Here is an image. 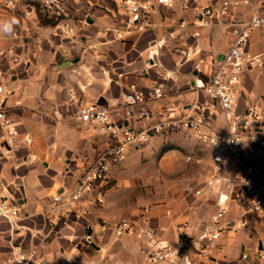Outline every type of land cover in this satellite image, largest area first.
<instances>
[{"label":"crops","instance_id":"crops-1","mask_svg":"<svg viewBox=\"0 0 264 264\" xmlns=\"http://www.w3.org/2000/svg\"><path fill=\"white\" fill-rule=\"evenodd\" d=\"M66 1L78 27L77 34L68 39L58 35L55 24L44 22L39 11L25 19L21 13L14 15L0 5V21L14 18L22 32L18 47L21 62L8 84L12 93L7 105L20 122V129L33 138L29 145L14 146L13 158L0 155V200L7 198L19 206L13 228L0 216V264L13 244L25 249L36 247L53 264H64L66 257L76 253V245L79 252L75 261L79 264H166L148 258L144 240L134 235L118 237L115 223L131 219L156 228L163 240L173 242L176 225L188 222L199 227L212 210L204 212L203 217L200 210L179 216L148 209L137 213L123 193L127 188L124 166L134 153L147 150L145 145L165 141H180L188 149L197 145L207 152L208 166L209 147L192 133L154 135L142 148L130 152L126 164L114 165L106 183L72 207L56 202L54 197L72 189L83 166L107 146L106 137L96 126L79 121L76 115L82 105L96 102L101 96L113 117L131 126L191 112L197 96L192 89L193 76L213 72L234 34L226 25L194 23L195 7H185L184 0H175L172 7L156 3L155 21L159 26L145 32L122 29L123 0ZM208 1L197 0L196 5ZM246 1L241 0L235 10L239 17L249 19L264 12V0ZM85 18L88 25L81 27L79 22ZM9 37L0 35L4 42ZM248 55L258 61L248 66L242 78L235 109L243 115L257 107L261 114L254 129L264 134V28L251 33ZM197 63H201L199 72L195 69ZM144 68L146 72L141 73ZM132 86L148 96L137 107L150 113L142 121L124 111L123 97ZM155 87L163 89L162 97L149 96ZM200 97L204 99L205 93ZM213 126L227 128L221 112ZM189 157V161L201 160L196 154ZM249 167L256 171L261 168L259 151L254 147L233 157L228 172L235 174ZM99 195L103 202L98 201ZM235 213L230 205L229 217L234 218ZM248 220V226L236 234H223L209 257L194 255L193 264H264V220L254 213L248 215Z\"/></svg>","mask_w":264,"mask_h":264},{"label":"built area","instance_id":"built-area-1","mask_svg":"<svg viewBox=\"0 0 264 264\" xmlns=\"http://www.w3.org/2000/svg\"><path fill=\"white\" fill-rule=\"evenodd\" d=\"M156 3L162 4L160 0H123L120 4L122 29L145 32L157 28ZM174 3L175 0H172L169 7ZM196 4L197 0H184L185 7H195L194 23L200 26L226 25L234 38L211 74L193 76L192 89L197 96L191 112L131 126L128 122L115 119L107 104L93 102L82 105L76 118L94 124L99 134L106 137L107 146L90 164L83 166L72 189L54 197L56 202L75 207L85 195L106 183L114 165L123 162L132 150L142 148L152 136L166 133L194 134L210 149L205 186L196 191L200 195L204 194L202 192L205 188L208 191L215 190V209L209 219L199 227L188 222L176 225L173 242L163 240L156 228L141 225L131 219H122L114 225L118 237L134 235L144 240L148 258L157 263L193 264L194 255L209 257L223 234H236L248 226L250 213L259 215L264 220V134L254 129L261 112L254 106L240 115L235 109L242 78L248 66L258 61L257 57L248 55V43L253 31L264 28V12L243 19L235 11L241 0H210L200 7ZM0 5L14 15L21 13L25 19H31L39 11L44 17L54 20L62 39L72 38L77 34L78 27L66 0H0ZM79 25L86 27L87 19H82ZM21 37V29L15 25L14 34L6 42L0 39V155L6 158L14 157V146L29 145L33 141L28 133L20 129V122L14 119L11 108L7 105L12 93L8 84L16 65L21 62L18 50ZM195 69L201 71V63H197ZM144 72L146 68L141 69V73ZM203 92L205 98L201 99L200 94ZM163 93L161 87H155L149 92V96L158 98ZM147 97L144 92L135 90L132 86L131 91L123 97L126 115H135L138 121L149 117L148 110L137 108L147 101ZM219 112L227 119L225 130L213 126ZM248 147L259 151L261 168L256 171L249 167L229 174L228 164L231 159ZM98 201L103 202L101 195L98 196ZM230 205L236 209L234 218L229 217ZM0 216L7 219L13 228L19 217V206L9 202L7 198L0 200ZM87 241L91 242L88 238ZM74 248L76 253L66 257L64 264H79L75 261L79 252L78 245ZM243 257H247V254H243ZM261 258L264 259V252L261 253ZM1 264L53 263L36 247L25 249L13 244L9 256Z\"/></svg>","mask_w":264,"mask_h":264},{"label":"rangeland","instance_id":"rangeland-1","mask_svg":"<svg viewBox=\"0 0 264 264\" xmlns=\"http://www.w3.org/2000/svg\"><path fill=\"white\" fill-rule=\"evenodd\" d=\"M145 146L147 150L134 153L128 159V165L124 166L126 171L123 178L127 188L123 193L127 195L130 205L136 207L137 213L148 209L179 216L200 210V217H203L204 212L214 211L215 190L205 188L204 194H196L198 189L205 186L208 176L205 150L195 144L188 149L180 141L156 142ZM195 154L201 158L200 161L187 159ZM201 204L204 206L200 208Z\"/></svg>","mask_w":264,"mask_h":264},{"label":"clouds","instance_id":"clouds-1","mask_svg":"<svg viewBox=\"0 0 264 264\" xmlns=\"http://www.w3.org/2000/svg\"><path fill=\"white\" fill-rule=\"evenodd\" d=\"M166 6H171L172 0H160ZM18 23L14 18L11 20L0 21V35H13L14 26Z\"/></svg>","mask_w":264,"mask_h":264},{"label":"trees","instance_id":"trees-1","mask_svg":"<svg viewBox=\"0 0 264 264\" xmlns=\"http://www.w3.org/2000/svg\"><path fill=\"white\" fill-rule=\"evenodd\" d=\"M39 16L42 18V20H43L44 22H47V23H53V24L55 23L53 19L46 18V17H44L41 13L39 14Z\"/></svg>","mask_w":264,"mask_h":264},{"label":"water","instance_id":"water-1","mask_svg":"<svg viewBox=\"0 0 264 264\" xmlns=\"http://www.w3.org/2000/svg\"><path fill=\"white\" fill-rule=\"evenodd\" d=\"M96 103H98V104H106V99L103 96H101V97H99L96 100Z\"/></svg>","mask_w":264,"mask_h":264}]
</instances>
